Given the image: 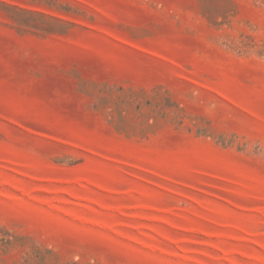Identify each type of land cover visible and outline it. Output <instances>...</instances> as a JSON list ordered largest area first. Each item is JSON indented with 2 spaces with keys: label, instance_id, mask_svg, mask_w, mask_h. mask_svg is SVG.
<instances>
[{
  "label": "rangeland",
  "instance_id": "1",
  "mask_svg": "<svg viewBox=\"0 0 264 264\" xmlns=\"http://www.w3.org/2000/svg\"><path fill=\"white\" fill-rule=\"evenodd\" d=\"M0 229V264H264V0H0Z\"/></svg>",
  "mask_w": 264,
  "mask_h": 264
},
{
  "label": "trees",
  "instance_id": "2",
  "mask_svg": "<svg viewBox=\"0 0 264 264\" xmlns=\"http://www.w3.org/2000/svg\"><path fill=\"white\" fill-rule=\"evenodd\" d=\"M0 234H1L0 235V247H8L13 244V242L10 239L4 237V236L9 235V233L6 230L0 229Z\"/></svg>",
  "mask_w": 264,
  "mask_h": 264
}]
</instances>
